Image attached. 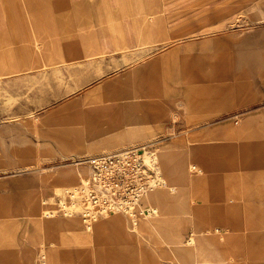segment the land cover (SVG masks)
Returning <instances> with one entry per match:
<instances>
[{
	"label": "rangeland",
	"instance_id": "374dc122",
	"mask_svg": "<svg viewBox=\"0 0 264 264\" xmlns=\"http://www.w3.org/2000/svg\"><path fill=\"white\" fill-rule=\"evenodd\" d=\"M73 2L76 9L83 13L82 21L78 22L79 18L75 21L77 41L87 38L89 45L93 46L133 49L78 60L42 72L0 78V190L4 186L10 187L12 206H22L23 202H29L30 196L26 194L24 198L19 195L16 188L20 186V178L26 177L29 186L33 187L37 182L36 177L46 173L52 199L59 194L57 187L61 184H76L91 174L89 160L92 158L118 149L148 145V149H156V143L165 141L176 144L186 139L187 142H194L193 136L187 135L189 132L179 134V128L184 127L185 122L183 119L177 120V117L180 112L187 115L198 112L202 115L199 122L204 121L205 124L211 121L215 128L213 133L217 132L212 137L214 144H218L219 160L215 159L216 166L194 162L183 168L182 174L202 177L200 183L206 187V193H201L196 180L187 179L186 176L176 186L170 184L171 191H178L182 187L179 184L189 188V212L180 211V214L187 216L188 225L194 222V229L187 239L205 233L222 240V249H217L216 245L206 248L209 257L216 263L225 260V264H264V167L253 165V160L258 159L262 152H251L256 154L251 159L248 154L250 146L242 135L241 114L238 113V109L244 105L243 101L249 98L252 100L250 106L259 105L264 109V67L260 71L243 69L246 56L242 48L246 37L252 36L260 26L264 28V0ZM79 24L85 25L82 33ZM258 99L261 102H254ZM115 108L119 112L121 110L129 121L130 117L145 119L169 110L175 127L173 134L120 133L113 123ZM106 109L107 113L101 112ZM217 115L218 118L212 122L211 118ZM127 125L129 122L126 121L124 130L129 131ZM191 125L194 124H187L188 127ZM221 126H226L224 132L222 129L216 130ZM227 127L235 131L232 130L231 134L227 132ZM210 133L211 130H208L207 135L203 136L204 143H210L207 142ZM157 157L163 168L168 170L170 156L160 152ZM194 165L200 171H195ZM206 199L210 208L214 209L204 213L198 222L191 208L195 202H206ZM41 201L37 200L35 206L41 212L39 215L44 221L46 235L38 248L37 264H52L48 250L44 252L48 254L45 261L41 260L40 251L51 246L53 240L59 244V236L54 218L42 216ZM112 214L97 221L122 215L125 220L129 219L130 228H135L125 213L116 211ZM156 214L172 215L165 210ZM60 217L59 222L65 221L62 222L64 224L73 220L78 223L75 234L89 233L79 215ZM18 218L17 215L12 216V220L17 221ZM31 218L33 222L34 217ZM179 218L178 215L171 216L176 220L174 223L180 222ZM151 220L150 216L145 218L155 234L164 243L171 244L154 229ZM97 221L93 223V228ZM209 227L212 228L209 232L203 230ZM93 228L92 233L96 234ZM186 228L189 234L191 227ZM4 231L13 239L15 236L22 237L24 233L34 237L38 227L33 223L23 230L12 224L10 230L4 228ZM108 231L119 234L116 228L107 229L105 238L110 237ZM1 233L5 232L0 229ZM158 237L154 236L151 242H146L147 247H155V255L161 254L162 249ZM121 240L119 245L124 244L125 247L122 253H105L98 258L96 251L95 259L89 263L169 264L161 261L166 258L154 261L153 257L147 256L142 251L144 244L141 241L138 244L142 252L136 254L131 252V245H135L134 238L127 239L122 235ZM214 240L221 245L216 238ZM171 245V253L181 256L184 264H201L200 260L196 263L190 257L184 258L182 251ZM95 247L99 248L98 242ZM220 249L222 252L219 255L216 251ZM6 264L14 263L9 260ZM66 264L80 263L74 259Z\"/></svg>",
	"mask_w": 264,
	"mask_h": 264
},
{
	"label": "crops",
	"instance_id": "0c3cea01",
	"mask_svg": "<svg viewBox=\"0 0 264 264\" xmlns=\"http://www.w3.org/2000/svg\"><path fill=\"white\" fill-rule=\"evenodd\" d=\"M8 1L10 0H0V78L5 79L30 72H42L72 64L78 60H88L107 54L123 52L130 48L133 49L132 47L106 45L93 46L89 45L90 42H88L87 38L77 41L75 39V21L78 18V22L82 21L81 16L83 13L76 9L75 2H73L75 0H51L52 2ZM84 26L82 24L78 25L82 30L81 33ZM242 48L244 50L243 54L246 56L243 69L249 71L262 70L264 67V28L260 26L252 36L246 37L242 42ZM254 102H261V100L258 99ZM243 103L244 105L238 109L242 120V135L245 137L243 139L250 146L248 154L251 155V159L256 155L251 152L256 150L262 152L258 159L253 160V163H255L253 165L264 167V109L259 105L250 106L252 103L251 98L245 99ZM228 111L232 112L231 110ZM101 112L107 113V109ZM112 114L115 129L119 128L120 133L142 135L173 134L172 132L175 128L169 110H163L162 115L154 114L145 119L130 117V121L124 118L122 111L120 110L119 112L118 108H115V112ZM209 116L212 117L211 114ZM201 118L202 115L198 112L191 115L180 112L177 117V120L183 119L185 122V126L179 128V134L182 131L184 133L189 132L187 135H192L194 142H187L185 139L176 144L165 141L155 145L158 153L165 152L170 156L171 163L168 170H165L162 163H160L164 179L169 187L171 185L176 186L177 183L182 181V177L186 176L187 179L196 180L200 185L201 193H206V187L203 183H200L202 177L182 174L184 166H190L194 162L199 165L205 164V166H208L207 164H210V166H216L217 164L214 161L215 159L219 160L218 144H214L215 140L212 137L217 132L213 133L215 128L211 125V121L203 124L204 121L199 122ZM217 118L218 115L215 118H211L212 122ZM177 120H174V122ZM126 121L129 122V125H127L130 129L129 131L127 129L124 130L123 125L124 123L126 124ZM189 122L194 125L188 127L187 124ZM220 129L224 132L226 126L216 128L217 131ZM208 130H211L210 139L207 141L210 143H204L203 136L207 135ZM232 130L231 127H227V132L230 131L232 134ZM182 162L184 163L181 164ZM249 165L251 166V164ZM193 168L195 171H200L197 165H194ZM39 176V178L36 177L37 182L33 184V187L29 186L26 177L20 178V186L16 188L19 191V195L24 196V198L26 194L30 196L29 202H23L22 206L20 204L17 207L12 206L10 187L4 186L0 190V229L5 232L0 235V264H6L9 260L14 264H37L38 262V248L43 244L46 233L44 221L41 219L42 217H40L35 203L37 200H42L41 206H44L43 201L50 198L49 193L51 190V186H49L46 179V173H41ZM65 185L69 184H61L57 188L60 190ZM179 186L182 187L177 188L178 191H171L170 189L158 190L153 196V202L159 211L165 210L168 213H172V215L180 217V222L174 223L176 222L175 220L172 222L173 224H168L164 227V237L186 241L194 226L193 222L188 225L187 216L180 214V207L188 201L186 198L189 188L184 184H179ZM204 196L207 198L206 195ZM32 200L33 202L30 203ZM174 202H176L177 206ZM181 203L183 204L181 205ZM212 209L214 208H210L206 199V202H195L192 206V213L199 222V218ZM42 212L43 216L44 207H42ZM110 214L112 213L106 215ZM13 215H17L20 218L17 221L12 220ZM106 215L99 220L106 218ZM32 216L34 217L33 222H31ZM58 217H54V223L59 236L57 239L59 244H56L55 240H53L51 246L42 248L40 251L41 260L42 254H45L44 252L48 250L53 261L52 264H66L74 259L79 260L80 264H90L89 262L96 257V251L98 258L112 252L115 254L118 252L122 253L125 247L124 244L119 245V243H121V237L124 235L127 239L134 238L135 245H131L132 253L140 254L141 250L138 243L141 241L144 244L142 251L146 252L147 256L153 257L154 261L162 257L166 259H161V261L169 262V264H184L181 256L171 253L169 245L155 234L145 219H142L137 226H134L135 228H130L128 218H126V221L124 216L115 215L112 219L100 222L98 220L96 227H94L96 234L92 233V227L86 230L89 233L84 232L79 235L78 233L75 234L78 227L77 222L72 223L71 227L61 228ZM33 223L38 227V233L34 237L24 233L22 237L15 236V239H13L9 233L4 231V228L10 230L12 224L18 229L26 230ZM198 224L200 225V223ZM186 226L191 227L189 234L186 233ZM117 227L122 229L119 234L115 235L112 231L109 235L110 237L105 238V230ZM209 229L212 228L209 227L207 230H203L208 231ZM154 236L158 237L159 246L160 248L162 247L159 255L153 253L155 252V247L149 248L146 244V242H151L153 240L151 238ZM209 237L211 239L216 238L222 245V240L214 236ZM96 242H98L99 248L95 247ZM221 245L218 244L219 247ZM126 250L130 251V249ZM47 255L45 254L46 259ZM211 261L213 262L214 260Z\"/></svg>",
	"mask_w": 264,
	"mask_h": 264
},
{
	"label": "built area",
	"instance_id": "2783aa9c",
	"mask_svg": "<svg viewBox=\"0 0 264 264\" xmlns=\"http://www.w3.org/2000/svg\"><path fill=\"white\" fill-rule=\"evenodd\" d=\"M90 163L93 172L89 178L63 189L53 201L43 202L44 217L79 215L89 228L100 216L121 211L137 226L145 212L140 203L142 197L164 183L155 150H120L93 158Z\"/></svg>",
	"mask_w": 264,
	"mask_h": 264
},
{
	"label": "bare ground",
	"instance_id": "6f19581e",
	"mask_svg": "<svg viewBox=\"0 0 264 264\" xmlns=\"http://www.w3.org/2000/svg\"><path fill=\"white\" fill-rule=\"evenodd\" d=\"M145 148L147 147H150V145L148 146H144ZM155 150V153H156V157L158 155L157 151L155 148H153ZM162 155H167L169 156L167 153L165 152H161ZM93 159V158H92ZM89 160V164L91 165V160ZM158 159V157H157ZM159 161V160H158ZM92 167V165H91ZM92 169V172H93V168ZM92 172L89 176H86L84 177L83 179H81L78 183L76 184H69V185H65L63 187L60 188L59 190V193L67 188V187H73V186H78L83 180H85L86 178H89L91 175H92ZM161 189H170V187L168 186V183L166 182V180L164 179V183L156 188H153V189H150L148 190L145 195L142 197V200H141V206L142 208L144 209V214L142 215V217L138 220V223L142 220V219H145V218H148L149 216L152 218L153 220V223H154V229L156 228L160 234L162 236H164V227L167 226L168 224H173L172 222L174 221L173 219H171V216H161L159 214H156L158 213V208L156 207V205L154 204L153 202V196L154 194L158 191V190H161ZM190 197V196H189ZM56 197L54 198H47V199H44V201L46 200H51L53 201ZM191 199V198H190ZM186 200H188V195H187V198ZM192 200V199H191ZM43 201V202H44ZM183 203H181L182 205ZM38 206V205H37ZM40 207V205L38 206ZM192 209V208H191ZM42 210V209H41ZM180 211H183V212H189V210L187 209V202L180 207ZM41 214V212H39ZM109 214V213H108ZM189 214V213H188ZM106 215V214H105ZM113 215V214H112ZM111 215V216H112ZM57 216H63V215H57ZM55 216V217H57ZM71 216H74L71 215ZM104 216V215H103ZM64 217H70V216H64ZM101 217V216H100ZM100 217L98 218V220L100 219ZM61 218V217H60ZM175 218V217H173ZM112 219V217H111ZM63 220V219H62ZM151 220V221H152ZM65 223V221H62ZM61 223V227L62 228H68V227H71L72 226V223H74V220L72 222H67V224H64V223ZM76 222V221H75ZM194 223V222H193ZM78 224V223H77ZM153 225V224H152ZM179 225V224H178ZM93 227V225H91V227H87V229H91ZM118 232L122 231L121 228H116ZM94 232V231H93ZM107 232V231H106ZM158 232V233H159ZM109 233V231H108ZM200 234V233H199ZM107 235V234H106ZM110 235V233H109ZM194 236V235H193ZM165 239H167L172 245L173 247H175L177 250H181V254L182 256H184V258H188L190 257L193 261H195L197 263V261L200 260V263L201 264H225V260H221L219 261V263H216V262H212L211 261V258L209 257V253L206 251V248L210 245H216L217 249H219L220 247L218 246V244L216 243V241L213 239H211V237H209L208 235H206L205 233H203L201 236H198L197 238H191V239H186V241H183L182 239H176V238H171V239H168L166 237H164ZM163 240V239H162ZM214 240V241H212ZM164 242V241H163ZM218 242V241H217ZM169 244V245H171ZM171 245V246H172ZM222 246V245H221ZM170 247V246H169ZM224 247V246H223ZM211 248V247H210ZM222 249V248H221ZM218 250L216 251V253H218L220 255V253L222 252V250ZM46 253V252H45ZM225 254V253H224ZM223 254V255H224ZM51 257V256H49ZM50 259V258H49ZM228 259V258H227ZM231 263V262H230ZM227 264V263H226Z\"/></svg>",
	"mask_w": 264,
	"mask_h": 264
}]
</instances>
